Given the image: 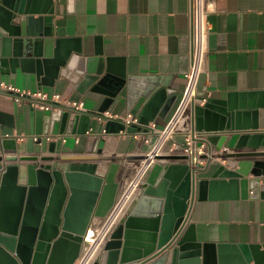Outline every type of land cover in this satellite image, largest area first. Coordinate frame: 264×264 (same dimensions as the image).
Here are the masks:
<instances>
[{
    "label": "water",
    "instance_id": "95a60500",
    "mask_svg": "<svg viewBox=\"0 0 264 264\" xmlns=\"http://www.w3.org/2000/svg\"><path fill=\"white\" fill-rule=\"evenodd\" d=\"M52 6V0H0V73H16L18 67L24 70L32 62L41 80L45 75L69 73L72 53L68 39L53 28ZM99 52L78 71L79 89L105 94L99 111L125 98L127 110L139 114L142 124L125 126L107 119V132L147 130L157 114H167L177 98L167 79L127 74L115 69L109 58L104 61ZM213 107L211 100L193 106L192 129L223 134L221 147L227 133H237L233 151L227 155L230 163H220L212 177H201L193 154L184 163L173 161L179 155H158L135 205L111 230L90 264H264V243L205 241L184 246L190 227L185 223L196 198L264 197V158L242 159L264 156L260 149L264 148V130L259 129L257 109L235 110L231 95L217 108L219 112L212 111ZM91 113L66 109L45 113L32 108V132L53 133L58 121L61 133L69 126L72 132L83 133L91 127ZM248 113L252 119L245 121ZM11 134V129L0 126V264H74L86 244L83 238L91 218L105 216L115 201L120 162H112L104 175L98 174L99 163L64 162L68 158L62 154L60 141L29 137L27 177L21 183L22 157L7 154L17 150Z\"/></svg>",
    "mask_w": 264,
    "mask_h": 264
},
{
    "label": "crops",
    "instance_id": "0c3cea01",
    "mask_svg": "<svg viewBox=\"0 0 264 264\" xmlns=\"http://www.w3.org/2000/svg\"><path fill=\"white\" fill-rule=\"evenodd\" d=\"M52 4L53 28L68 39L72 53L69 73L53 78L45 75V80H41V75H37V66L32 62L24 70L18 67L16 73H0V80L25 89L59 91L71 98L84 99L90 111L82 113L92 112V124L83 133L72 132L71 126L64 132L67 141L61 144V148L63 156L68 158L64 162L80 163L84 160L86 163H99L96 172L103 175L112 162H120L117 173L120 180L123 173L135 168L148 144L137 134L138 130L133 133L121 130L103 133L104 122L98 118L96 111H99L105 94L90 88L80 90L78 71L100 51L99 56L104 61L109 58L115 69L122 68L127 74L161 75L177 93L167 114H157L151 120L157 127H164L181 99L185 73L190 64L189 0H52ZM16 21H19V17ZM206 26L208 55L199 77L197 99L193 106L211 100L215 105L212 111L219 112L217 108L231 95L235 110L247 113L257 109L259 129L264 130V0H215L214 9L207 15ZM193 106L187 113L191 128ZM105 110L129 112L123 97L112 102ZM51 111L54 110L45 113ZM31 112L32 107L28 104L16 103L8 94L0 92V126L11 129V136L16 138L17 150L7 154L22 157L19 160L21 183H25L27 177L28 138L20 140L18 136L22 133L33 134ZM251 119L252 115L248 113L244 120ZM42 127L44 124L40 123L39 129ZM59 129L60 122L56 121L53 133H61ZM189 134L197 144L205 145L195 164L201 177H212L220 163H228L227 155L233 151L238 138L237 133H227L221 147L219 143L223 134L219 132L209 134L192 130ZM75 135H81L78 143ZM184 137V133H179L173 139L182 142ZM168 153L180 156L173 160L177 163L191 161V153L186 150L175 149ZM82 156L91 158L80 159ZM71 157L74 158L69 159ZM255 158L264 156L242 159ZM248 177H252V174ZM144 186L145 183L136 192L129 210L135 205ZM127 213L117 224L124 220ZM185 224L186 227L190 226L185 248L205 241L245 245L264 243V197L196 198ZM84 248L85 244L81 253Z\"/></svg>",
    "mask_w": 264,
    "mask_h": 264
},
{
    "label": "built area",
    "instance_id": "2783aa9c",
    "mask_svg": "<svg viewBox=\"0 0 264 264\" xmlns=\"http://www.w3.org/2000/svg\"><path fill=\"white\" fill-rule=\"evenodd\" d=\"M189 5L191 20L190 64L185 73L186 80L181 99L172 117L164 127L159 128L154 121H151L146 125L147 130H138L137 134L143 139L144 143L148 144V148L139 158L135 168L127 170L120 177L119 191L109 212L103 217H94L90 222L84 234V240L86 241L85 248L75 264H90L98 256L102 244L111 230L117 225L123 215L128 212L136 192L145 183V178L150 168L158 161V155L168 153L169 150L183 149L194 155L193 162L196 164L200 159V153L204 152L205 145L197 144L192 135L189 134L193 129L190 127L191 123L187 118V113L196 102L199 77L206 65L208 55L207 15L214 9L215 0H189ZM0 92L8 94L16 103L28 104L32 108L43 111L56 109H66L72 113L90 111L84 99L71 98L59 91L48 92L41 88L34 90L25 89L10 82L0 80ZM96 112L98 118L103 122L107 119H114L123 122L125 126L141 124L139 114L132 112L117 113L110 110ZM106 132L103 129V133ZM179 133L185 134L184 141L182 142L173 139V136ZM29 137H32L34 141L46 138L48 141H60L61 144L67 141V136L64 133H33L31 135L22 133L18 136V139L25 140ZM80 140L81 135H75V141L78 143ZM91 227H97L95 240H90L88 237Z\"/></svg>",
    "mask_w": 264,
    "mask_h": 264
},
{
    "label": "bare ground",
    "instance_id": "6f19581e",
    "mask_svg": "<svg viewBox=\"0 0 264 264\" xmlns=\"http://www.w3.org/2000/svg\"><path fill=\"white\" fill-rule=\"evenodd\" d=\"M190 205V204H189ZM190 207H191V205H190ZM96 233H97V227H91V230H90V232H89V234H88V237H89V239L90 240H94L95 238H96ZM94 254V253H93ZM95 255V254H94ZM94 255H93V257H94Z\"/></svg>",
    "mask_w": 264,
    "mask_h": 264
}]
</instances>
